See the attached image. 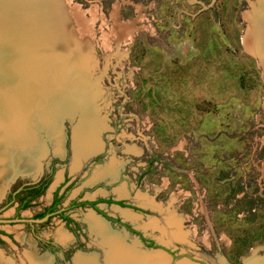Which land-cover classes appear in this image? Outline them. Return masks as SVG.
<instances>
[{
	"label": "rangeland",
	"instance_id": "obj_1",
	"mask_svg": "<svg viewBox=\"0 0 264 264\" xmlns=\"http://www.w3.org/2000/svg\"><path fill=\"white\" fill-rule=\"evenodd\" d=\"M255 1L0 0L17 63L0 78L27 109L40 165H1L5 263L264 264V64L245 45ZM76 134L98 146L77 168ZM112 165L115 180L100 174ZM44 179L29 208L4 206ZM56 192L71 223L36 219Z\"/></svg>",
	"mask_w": 264,
	"mask_h": 264
},
{
	"label": "bare ground",
	"instance_id": "obj_2",
	"mask_svg": "<svg viewBox=\"0 0 264 264\" xmlns=\"http://www.w3.org/2000/svg\"><path fill=\"white\" fill-rule=\"evenodd\" d=\"M251 5L253 6V12L251 15L249 14L247 17L248 20L250 21V26H249L247 35L245 36V45H246L247 50H249L251 53H253V50L257 49L259 51V54L262 57V63L264 64V0H256L255 2H252ZM3 35H5V33L0 29V42L8 40L6 36H3ZM3 47H5V45L0 44V48H1L0 50V71L3 70V63H5L6 68H11V67H13V69L16 68L15 66L17 63L11 60L12 58L11 52H10L11 49H7ZM6 47H7V44H6ZM6 56L7 58H5ZM12 73L15 76L18 75V73L16 74L15 71H13ZM13 80H14V77H12L11 81ZM3 84L4 83H2L1 78H0V179L2 175H4L3 173H5V171H3L4 168L1 165L4 159H7V158H11L10 163L17 162L19 164V167L16 169H21L20 171L22 173L30 174L32 171L35 172L38 170V168H40L38 167L40 165L38 164L39 161H37V159L36 160L30 159L31 154L28 149L31 148V146H29V142L27 143V141H29L28 140L29 133L26 129L23 128L24 122L27 125L29 124L28 119H27L28 121H25L29 115L26 112L27 109L23 107H18L15 104L14 102L15 98L13 97V91L16 93V90L14 89L12 90V87L14 85H12V87L11 86L6 87ZM23 110H24V113L22 112ZM89 136L82 135L83 137L82 138L78 134L75 135L74 148L76 150V157H78L76 158V161L74 163L75 168L80 167L81 161H82L81 159L88 158L89 156L93 155L98 149V146L96 147V143H95V146L93 144L94 142L93 138ZM55 150H56V153H61V147L60 145L57 144V142L55 145ZM114 170H115L114 166H110V167H107L100 174L102 176H106V175L112 176L114 173ZM15 172L17 174V171ZM5 190L6 189L0 185V197L3 196L2 194L3 192H5ZM123 214H126L125 217L127 219L132 217L131 215H129L130 213L127 214L123 212ZM89 218L95 229L103 230L105 228V226H103V224L105 223L101 222L100 219L97 218L95 215L89 216ZM66 239H67L66 236L61 238L62 241H66ZM115 250L118 251V249H115ZM117 254L118 253H115L113 255L114 259H117ZM93 259L90 261H86L88 260L87 258L84 260L77 259L76 261H77V264H96L95 263L96 261H93ZM111 259H112V255H111ZM28 260L30 261L31 264H45L47 261L46 259H38L34 257L31 253L28 256ZM161 260H164V259H161ZM254 260L255 258L252 259L251 261L253 262ZM0 264H11V263L9 262L5 263L4 258L0 254Z\"/></svg>",
	"mask_w": 264,
	"mask_h": 264
},
{
	"label": "trees",
	"instance_id": "obj_3",
	"mask_svg": "<svg viewBox=\"0 0 264 264\" xmlns=\"http://www.w3.org/2000/svg\"><path fill=\"white\" fill-rule=\"evenodd\" d=\"M49 180H50V178H49ZM49 180L46 182V180L44 179V180H42V181H40L34 185H29V186L26 185V186L22 187L19 192L15 193L13 195H10V202L6 206L13 205L14 203H16L18 201V197L20 195H23V197L21 198L22 204L18 208V211H22V210L29 208L31 206V202L35 201L36 199H38L40 196H42L46 192L47 188L49 187V183H50ZM61 201H62V199L60 197H58V192H56L52 205L49 208H47L43 213L37 215L36 219L37 220H43V219H49L50 220L54 216L58 215L61 218H63L65 221H67L68 223H71L72 220H70V218L65 215L64 211H58L57 210L58 206L61 204ZM102 202H106L108 204H112V203L118 204L120 206L125 207L122 202L115 203V202H112L111 200L102 201ZM97 204L98 203H96V202H81L78 204L73 202L71 207L76 208V207H82V206L90 205L94 210H96L97 212L102 214L106 219L113 221V222H118V220L111 219L109 216H107L102 211H100L97 208ZM122 225L124 226V224H122ZM130 231L138 234V232L133 231L131 229H130ZM0 233H2V232H0ZM142 241L144 243H147L144 238H142ZM148 244L151 245L150 247H154V242H148Z\"/></svg>",
	"mask_w": 264,
	"mask_h": 264
},
{
	"label": "flooded vegetation",
	"instance_id": "obj_4",
	"mask_svg": "<svg viewBox=\"0 0 264 264\" xmlns=\"http://www.w3.org/2000/svg\"><path fill=\"white\" fill-rule=\"evenodd\" d=\"M42 181V180H41ZM46 182H47V180H46ZM29 186V185H28ZM20 190H17L16 192H14V193H11V194H9L8 196H7V198H6V202H5V204H4V206L5 207H7L6 205L10 202V195H13V194H15V193H17V192H19ZM23 197V195H20L19 197H18V201L16 202V203H14V204H18V206H17V213H19L20 211H18V208L20 207V205L22 204V201H21V198ZM32 203V202H31ZM13 204V205H14ZM1 232V231H0ZM2 233H0V235H1Z\"/></svg>",
	"mask_w": 264,
	"mask_h": 264
},
{
	"label": "crops",
	"instance_id": "obj_5",
	"mask_svg": "<svg viewBox=\"0 0 264 264\" xmlns=\"http://www.w3.org/2000/svg\"><path fill=\"white\" fill-rule=\"evenodd\" d=\"M112 166H114V168H115L113 175H112V176L108 175V176H106V177H109L110 179L115 180L116 175L118 174V173H117V166H116V167H115V165H112ZM102 178H103V177H102Z\"/></svg>",
	"mask_w": 264,
	"mask_h": 264
}]
</instances>
